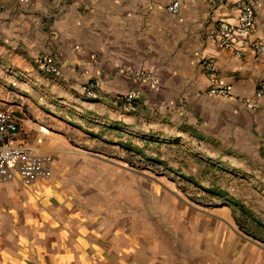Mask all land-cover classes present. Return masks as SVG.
Listing matches in <instances>:
<instances>
[{"label":"crops","instance_id":"0c3cea01","mask_svg":"<svg viewBox=\"0 0 264 264\" xmlns=\"http://www.w3.org/2000/svg\"><path fill=\"white\" fill-rule=\"evenodd\" d=\"M173 1L0 0V108L19 120L15 141L53 156L52 176L53 170L79 172L74 182L81 201L92 203L90 195L100 194L105 182L117 185L119 171L128 169L127 154L148 148L155 159L198 181L215 165L238 163L226 167L244 171L264 201V97L254 110L235 98L208 94L212 84L204 70L211 59L221 83L238 97L254 98L264 83V53L247 43L238 56L209 38L221 21L237 18L236 0H178L177 14L167 9ZM252 39L264 43V0L256 8ZM41 53L58 54L61 76L39 68ZM143 69L156 85L133 76ZM90 82L96 84L92 98L83 91ZM129 90H137L138 99L119 101ZM168 148L178 160L162 157ZM33 186L19 179L0 183L11 195ZM55 215L46 223L85 243L89 264H264V246L255 242L225 262L203 244L199 252H180L166 243L163 251L147 249L154 255L144 259L129 251L148 246L142 232L119 212ZM29 216L23 211L17 219ZM133 232L138 237L131 243Z\"/></svg>","mask_w":264,"mask_h":264},{"label":"rangeland","instance_id":"374dc122","mask_svg":"<svg viewBox=\"0 0 264 264\" xmlns=\"http://www.w3.org/2000/svg\"><path fill=\"white\" fill-rule=\"evenodd\" d=\"M147 150L142 155L128 153V169L119 171L118 184L105 182L99 187L100 194L90 195L92 203L78 199L80 192L74 181L79 172L72 169L53 170L51 179L23 187L14 195L0 189V264H89L85 243L74 242L45 219L78 209L96 216L121 213L142 232L148 246L142 251L128 250L144 259L154 255L147 249L163 251L166 243L178 251L195 252L201 249L197 245H207L208 252L214 255L213 250H217L224 262L231 254L241 257L246 246L253 247L252 242L264 246L262 189L253 186L244 171L226 167L238 163L226 162L220 168L215 165L213 170L201 172L199 178L205 181H198L171 169L155 159L150 148ZM176 153L168 148L162 157L173 162L180 157ZM65 157L69 159L71 154ZM85 159L87 164L92 161L87 156ZM23 211L30 214L28 221L17 219ZM133 237H138V232L129 237L131 243ZM233 244L239 249L232 251Z\"/></svg>","mask_w":264,"mask_h":264},{"label":"built area","instance_id":"2783aa9c","mask_svg":"<svg viewBox=\"0 0 264 264\" xmlns=\"http://www.w3.org/2000/svg\"><path fill=\"white\" fill-rule=\"evenodd\" d=\"M29 0H20L26 3ZM261 0H236L232 9L236 11L234 21H221L209 33V38L232 49L236 55H243V48L247 43L258 53H264V43L260 39H252L251 34L256 23V8ZM172 13H179L180 1L175 0L167 7ZM39 68L48 75L61 76L62 69L57 53H41L36 57ZM204 70L209 76L211 86L207 93L242 101L250 109L260 107L259 99L264 97V83L259 84L255 90V97H238L231 85L219 81L217 68L211 59L204 61ZM133 76L144 84L156 85L155 76L147 70L132 71ZM96 84L90 82L83 87L84 93L92 98L96 95ZM139 97L137 90H129L121 94L118 99L126 104H132ZM19 120L12 111L0 108V183H12L19 179L24 185H35L40 180H49L52 177L53 158L50 154L37 151L23 142H17L14 136L19 130Z\"/></svg>","mask_w":264,"mask_h":264}]
</instances>
